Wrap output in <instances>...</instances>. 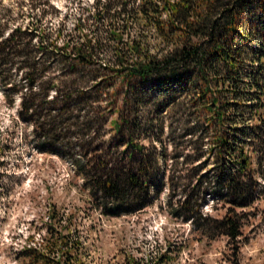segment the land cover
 I'll use <instances>...</instances> for the list:
<instances>
[{
  "label": "rangeland",
  "instance_id": "rangeland-1",
  "mask_svg": "<svg viewBox=\"0 0 264 264\" xmlns=\"http://www.w3.org/2000/svg\"><path fill=\"white\" fill-rule=\"evenodd\" d=\"M121 7V0H0V35L19 27L25 32L0 53V264H25L16 259L17 252L29 231H43L39 227L48 221L51 207L64 218L71 215V228L77 226L89 264H123L128 254L138 264H264V160L258 165L253 159L254 177L245 179L252 189L248 206H234L228 195L220 196L215 172L219 165L227 168L230 156L215 162L212 127L204 125L191 95L139 88L131 93L126 106L133 107L134 127H145L149 137L144 141L150 152L156 149L161 170H166L163 189L140 210L105 215L70 159L38 148V119L22 117V96L28 103H38L39 96L43 106H51L47 101L57 85L69 107L52 127H72L69 134L91 121V127H100L93 114L112 111L108 98L90 87L103 62L116 65L115 44L105 30L123 20ZM142 28L151 52L161 53L165 44L151 28ZM129 30L121 47L135 36V28ZM83 34L101 36L95 43L96 62L71 71V59L54 52V45L68 41V50L83 43ZM33 64L37 76L29 83L25 76ZM117 85L116 103L122 106L124 87ZM43 109L41 121L47 119ZM259 144L245 149L258 150ZM226 215L233 217L235 234L220 222Z\"/></svg>",
  "mask_w": 264,
  "mask_h": 264
},
{
  "label": "trees",
  "instance_id": "trees-1",
  "mask_svg": "<svg viewBox=\"0 0 264 264\" xmlns=\"http://www.w3.org/2000/svg\"><path fill=\"white\" fill-rule=\"evenodd\" d=\"M121 4L123 20L105 30L115 44L116 65L103 62L90 87L108 98L112 111L92 112L100 127H91V121L87 127H73L78 129L69 134L72 127H52L69 107L57 85L47 101L51 106H43L39 96L38 103H28L22 96V117L38 119V148L69 158L105 215L140 210L163 189L166 170H161L156 149L150 152L144 141L149 137L145 127H134L133 107L126 105L137 88L168 96L185 93L199 103L204 125L212 127L210 150H215V162L230 156L227 168L219 165L215 172L217 192L228 195L234 206H248L252 189L245 179L254 177L253 159L258 165L264 160V0H121ZM130 27L135 28V36L121 47ZM142 27L151 28L165 44L161 53L151 52ZM21 33L25 32L19 27L6 37L0 35V53L15 46ZM83 36V43L68 50V41L62 47L54 45V52L71 59V71L91 68L96 62L95 43L101 36ZM34 64L25 76L29 83L36 80ZM118 82L124 87L122 106L116 103ZM42 109L47 121L40 120ZM252 142L261 146L249 152L251 146L245 147ZM167 183L173 188L171 181ZM49 210L48 221L39 227L43 231L38 227L29 231L16 259L25 264H89L77 226L71 228V215L64 218L54 207ZM220 222L231 234L237 231L233 217L226 215ZM123 264L138 261L128 254Z\"/></svg>",
  "mask_w": 264,
  "mask_h": 264
}]
</instances>
